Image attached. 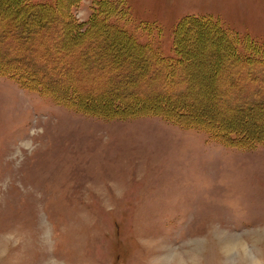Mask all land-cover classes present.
Returning <instances> with one entry per match:
<instances>
[{
  "label": "rangeland",
  "instance_id": "rangeland-1",
  "mask_svg": "<svg viewBox=\"0 0 264 264\" xmlns=\"http://www.w3.org/2000/svg\"><path fill=\"white\" fill-rule=\"evenodd\" d=\"M120 1L127 16L120 14L116 24L165 57L173 56L174 32L188 18L217 20L263 51L264 0ZM92 5L59 0L50 28L27 41L35 44L50 30L57 34L69 19L71 29L83 30ZM110 5L103 8L114 9L112 15L118 5ZM13 7L0 1L1 25L23 15ZM34 21L36 15L28 16L23 25ZM103 23L95 24L102 26L99 39L68 57L93 58L97 70H81L84 82L102 71L103 62L135 59ZM204 32L200 41L191 31L179 34L192 55L172 87L177 92L187 85L186 96L169 107L217 129L264 133L263 110L252 118L235 115L224 97L233 87L231 103L264 100V65L252 69L257 81L250 84V69L231 64L227 46L213 30ZM103 45L109 47L104 56ZM144 64L137 62L136 69ZM20 83L0 76V264H264V145L227 147L203 130L159 117L107 119L78 112ZM91 89L101 92L103 83ZM227 241L234 246L228 254ZM237 244L247 260L240 259Z\"/></svg>",
  "mask_w": 264,
  "mask_h": 264
},
{
  "label": "trees",
  "instance_id": "trees-1",
  "mask_svg": "<svg viewBox=\"0 0 264 264\" xmlns=\"http://www.w3.org/2000/svg\"><path fill=\"white\" fill-rule=\"evenodd\" d=\"M91 1L93 3L91 17L83 30L78 27L71 29L69 19V22L63 27L55 30L57 34H53L50 30V32L43 33L42 40L39 39L37 43L31 44L27 40L35 38L34 35H38L41 31L44 32L49 27L50 19L58 13L59 0H56L53 5L39 4L33 0H10L14 5L13 12L24 13L14 23L0 24V76L21 82L26 89L41 93L43 96L50 97L78 112L107 119L127 116L159 117L182 127L203 130L212 140L227 147L251 149L257 144L264 145V133L255 135L252 132L247 133L240 127L238 129H236L237 127H225L226 129L223 130L224 127L221 126L222 128L217 129L196 118H190L188 113H181L169 107L171 102L186 96L187 85L185 87L181 85L182 87L177 92L172 88L176 86V78H179V75L189 67L192 55V51L181 45L182 42L178 39L180 32L191 31L190 34L194 41H200L205 36L206 28L213 30L222 41L223 47L227 46L230 50L231 64L237 67H242L243 64L250 69L247 70L248 73L245 76L250 84L257 81L256 77L253 78L250 75L252 69L264 65V57H259V54H264V48L259 52L257 48H254L256 44L248 39L242 43L240 38L235 36L232 31L223 28L217 20L188 18L184 19L174 32L173 56L165 57L151 42H139L129 36L122 26L119 27L116 24L115 21L119 19L120 14L126 15L123 1ZM110 4L118 5V11L112 15L108 11H114V9L103 8L112 6ZM31 15H36L34 23L36 22L37 25L28 24L25 27L24 21ZM69 17L67 16V18ZM98 20H103V26L114 32L115 39L123 40L126 46H119L121 50L131 49L134 51L135 59L129 61L126 58L124 61L113 58L107 63L103 62V72L94 74L93 80L87 78L84 82L81 70L89 66L97 70L93 58L73 61L68 57L80 45L99 39L98 34L102 26L95 25ZM15 37L20 38L21 42H15ZM108 48L107 45H103L99 53L104 56ZM239 48L245 50L244 55L238 51ZM7 54L13 58L6 60ZM61 60L64 61V66H56ZM139 61H145V64L138 70L135 65ZM59 73L63 75V78L59 76ZM231 75L235 76L234 73ZM48 77L50 80L47 81ZM22 80H27V84ZM233 80L234 78L230 79V81ZM101 83L104 86L101 92L91 89ZM166 89H171V91H163ZM234 90L233 87H230L227 96H224L225 99L228 98L225 103L226 109L232 114L252 118V115L259 113V110L264 111V100L251 101L246 105L231 103L229 97H234Z\"/></svg>",
  "mask_w": 264,
  "mask_h": 264
},
{
  "label": "bare ground",
  "instance_id": "bare-ground-1",
  "mask_svg": "<svg viewBox=\"0 0 264 264\" xmlns=\"http://www.w3.org/2000/svg\"><path fill=\"white\" fill-rule=\"evenodd\" d=\"M237 245H239L238 248L240 249V253H239L240 259L242 261L247 260L246 250L240 244H237ZM233 247L234 246L232 245V242L231 241H227V242H225V247H223V248L226 250V252L228 254V253L231 252V249H233Z\"/></svg>",
  "mask_w": 264,
  "mask_h": 264
}]
</instances>
